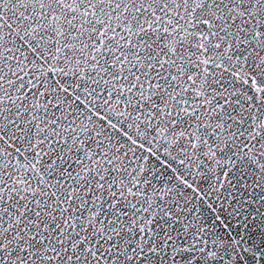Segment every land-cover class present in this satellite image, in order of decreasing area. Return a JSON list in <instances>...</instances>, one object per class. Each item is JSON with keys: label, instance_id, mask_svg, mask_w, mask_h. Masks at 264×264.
<instances>
[{"label": "snow or ice", "instance_id": "1", "mask_svg": "<svg viewBox=\"0 0 264 264\" xmlns=\"http://www.w3.org/2000/svg\"><path fill=\"white\" fill-rule=\"evenodd\" d=\"M0 264H264V0H0Z\"/></svg>", "mask_w": 264, "mask_h": 264}]
</instances>
